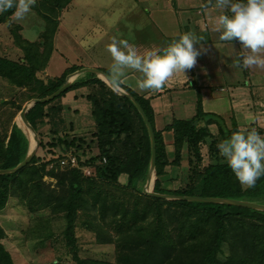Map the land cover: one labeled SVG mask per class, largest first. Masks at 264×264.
<instances>
[{
  "label": "trees",
  "instance_id": "trees-1",
  "mask_svg": "<svg viewBox=\"0 0 264 264\" xmlns=\"http://www.w3.org/2000/svg\"><path fill=\"white\" fill-rule=\"evenodd\" d=\"M71 1L36 0L32 13L41 19L37 39L25 38L19 24L10 30L22 54L19 59L0 56V78L21 98L17 102L12 98L0 102V107L10 104L15 109L0 112V170L15 167L28 151V137L13 120L22 104L52 94L68 74L80 69L73 65L59 76H37L53 51L59 15ZM14 11L0 13V25L12 21ZM99 70L108 77L107 70ZM85 75L53 99L34 103L22 120L37 133L38 147H44L39 125L46 119L62 120L58 115H63V107L57 100L70 90L86 86L89 91L85 97L94 122L90 136L77 133L73 120L67 122L68 126L63 120V134L47 142L46 156L34 150L24 167L14 173H0V211L13 198L29 213V225L22 231L24 239H36V244L51 243L49 223L62 216V254L71 264H264V211L232 204L164 199L143 192L150 140L142 116L123 93L95 73ZM118 85L135 98L153 128L155 174L151 191L264 205V176L255 187L244 188L219 154L217 144L238 130L236 124L229 129L221 117L204 112L198 97L194 116L174 118L164 127L172 132L171 148L167 149L161 130L154 126L149 100ZM209 125L216 126L215 133ZM257 130L264 136V128ZM202 145L207 147L206 160L202 158ZM68 153L75 156L77 167H61L60 160ZM84 168L89 169V174L83 172ZM180 170L184 174L179 176ZM45 177L54 183L45 181ZM176 178H181L177 188L165 186ZM78 226L93 235L95 244L111 245L112 258L80 255ZM5 237L0 226V264H17L13 252L2 242Z\"/></svg>",
  "mask_w": 264,
  "mask_h": 264
},
{
  "label": "crops",
  "instance_id": "crops-1",
  "mask_svg": "<svg viewBox=\"0 0 264 264\" xmlns=\"http://www.w3.org/2000/svg\"><path fill=\"white\" fill-rule=\"evenodd\" d=\"M137 1L138 0L132 1V4L136 2L134 5H125V13L122 14L121 18H126V20H128L127 18H129L131 12L133 13L135 10ZM143 1L145 0H140L138 2ZM148 1L151 2V6L147 8V6L143 4L141 6V10L145 13V15H148L149 18L155 20H157V18L159 19V21L157 20L158 26L156 25L152 29L148 28V25H146L144 22L140 23V25H136V31H134L135 27L131 28L129 25L128 28L126 27L127 32L125 31V34L122 36L124 24H126V22L123 21L125 19H123L122 26L120 27L121 29H117L119 33L109 32V29L112 26L110 27L109 25L106 26L103 24L105 28L98 27L94 33L95 39H91L88 42V39H86L87 33L78 36V29L75 27L76 24H64V28L68 33H70V31L67 27L70 28L74 26L72 37L77 43H74V50H70V47L66 44L65 37L59 34L60 30L63 32L62 20L64 17V12H69L68 7L69 4H71L70 2L59 15L58 26L53 39V51L46 67L51 65L56 67L57 65L61 64L59 69L60 73L57 74V76H59L65 68L73 65L79 67L80 69L87 67L97 69L103 68L109 72L112 59L107 51V46H104V43H111L113 38L118 40L125 39L130 44L136 46L141 52L146 48L166 46L173 38L178 37L179 34L184 32H195L198 36H203L205 38V41L203 42L204 48H206L205 46H207V44L210 42V39L214 41L213 38L217 34H214L215 25H213V7L206 8L203 12L183 14L184 10H189V8H198V10H200V8H182L180 5H176L177 0H164V2L162 0ZM85 5L86 4L82 5V2L78 1V4H76L78 9L77 13L74 12L76 8L73 6V18L83 15L82 12L84 11L83 7H85ZM98 5L99 4L96 5V8H98ZM114 8L115 6H109L108 11H113ZM158 11L160 15L156 16ZM163 12H167L168 14L165 16ZM169 17H174L173 24L166 22ZM127 22H129V20ZM210 25L212 29L208 34V30L205 29H207ZM164 26H166L167 30H165ZM102 31H104V33H101ZM106 31L108 32V35ZM208 35L210 36V39ZM67 36L71 37L70 34H67ZM106 36V39L110 40V42L105 41L104 37ZM223 43H227L230 45V47L224 51H221L219 55L216 54L218 52L216 50L213 51L207 49L206 52H202V54L198 57L197 65L190 71H187L185 73L186 76L183 74H176L168 82H166V84L159 91L140 92L135 86V80L139 74L131 71L126 77L127 83L122 84L137 95L149 100L154 115V126L157 130H161L167 149L171 148L172 132L165 130L164 127L175 118L173 107L179 106L181 111L187 110L186 112L192 113L196 111L195 109L197 106L198 97H200L202 110L204 112L213 113L221 117L225 123V126L229 129L233 124L237 125V129L249 126L264 128V100L262 99L261 95H258V92L256 91L257 88L259 89L264 83V74L261 75V78L253 79L255 75L253 74L251 77V72L253 71L251 68H240L241 72L244 74L243 79H234L233 76L236 74L234 68L227 69L225 66L226 63L234 62L235 56L237 57L241 44L238 40H234L232 43ZM79 47L82 51L81 56L73 53L75 48ZM197 47H199V45H197ZM91 49L92 51H90ZM65 52L70 54V56L65 55ZM60 59L63 61L61 62ZM216 67H218V72L221 71L220 74L222 73V79H224V83H227V77H229L231 79L230 83L232 85L229 83L230 85L227 87L226 84H223L221 81L215 79L216 77H219L218 74H214ZM45 71H47V68H45ZM85 72L78 74V77L85 78ZM45 75L48 74L45 73ZM106 78L110 80L109 75ZM224 86L227 87V94L223 95L222 92H225L226 89ZM193 88L195 89L194 94H192ZM88 91L89 89L86 86L79 87L75 90L66 92L60 99L57 100V104L62 105L63 107V115L68 113L75 114L74 119L76 126H74V129L77 133L84 135L86 138H88L90 133H92L94 130V122L90 115V103L85 97ZM225 103H227V105ZM221 105L227 106V111L219 109L218 107ZM194 114L195 113L191 114L190 117L194 116ZM249 114L255 118V121L251 124H249V122L245 119V117ZM235 115H241L242 119H239V123H236L233 120L235 119ZM210 126L211 125H209V128ZM212 126H214V131H216V126ZM203 146L204 145H202V147Z\"/></svg>",
  "mask_w": 264,
  "mask_h": 264
},
{
  "label": "rangeland",
  "instance_id": "rangeland-1",
  "mask_svg": "<svg viewBox=\"0 0 264 264\" xmlns=\"http://www.w3.org/2000/svg\"><path fill=\"white\" fill-rule=\"evenodd\" d=\"M78 1L82 2V5L86 4L84 8V11L82 12V16H77V18H73V11L74 8L73 6L76 8V10L74 12L77 13V7L76 4H78ZM132 1L135 0H73L71 2V4H69L68 7V13L67 11L64 12V17L62 20V24H63V32L60 30L59 34L63 35L66 39V44L70 47V50H74V43H76V41L73 40L72 34H73V30H74V26L72 27H67L68 30L70 31V33H68L65 28H64V24L66 23H71V24H76L75 27H77L78 29V36H81L85 33L86 34V39H88V42L91 39H95L94 37V33L96 31V29L98 27L100 28H105L103 26H112L109 29V32H116L119 33V31L117 29H121L120 27L122 26V20L126 22V24H124V31L122 33V36L125 34L126 31V27L128 28V26L130 25L131 28L135 27V30H137V24L140 25V23L144 22L146 25H148V28H153L156 25L158 26V21L159 19L157 18V20L155 19H151L148 17V15H145V13L141 10V6L144 4L147 6V8H149L151 6V2L148 0H145L143 2H138L140 0L137 1L135 10L133 11V13L131 12L129 18H127L129 20V22H127L128 20H126V18H121L122 14L125 13V8H126V4L128 5H134L132 4ZM164 2V0H162ZM208 3V0H177L176 1V5H180V7L188 9V7H199L200 10H198V8H189V10H184L183 14L185 13H196V12H203L204 9H206L204 7V5H206ZM98 5V8H96V5ZM109 6H115L113 11H108ZM209 8V7H208ZM62 12V11H61ZM212 13L214 14L213 16V25H215L216 22V18L218 16V12L213 8ZM163 14L166 16L168 13L167 12H163ZM72 15V16H71ZM160 13L158 11V13H156V16H159ZM178 15V14H177ZM170 18V19H169ZM166 22L169 24H173L174 21V17H169ZM180 18V17H179ZM151 19V20H150ZM111 23H110V21ZM40 21L41 19H39L38 16H36V14L34 13H30L27 18L20 22L17 23L14 19V17L12 16V21H6L3 24L0 25V56H4V57H8L11 59H19L21 57V51L20 49L16 46V44L13 42V36L10 32L11 28L17 26V24H19L21 26V34L27 38V39H36L38 38L39 35V31H40ZM59 21V18H58ZM113 24V25H112ZM117 25V27H116ZM172 26V25H171ZM165 30H167L166 26ZM157 28V27H156ZM154 28V29H156ZM174 29V28H173ZM211 25L205 29L208 30V34L211 31ZM127 32V31H126ZM101 33H104V31H102ZM107 35L108 32L106 31ZM174 33V32H172ZM38 34V35H37ZM67 34H70L71 37H68ZM217 34L213 39L214 41H212L210 39L209 36V43L207 44L206 49H210L213 51H218L216 54H220L221 51H224L226 49H228L230 47V45H228L227 43H223L222 41L219 40L218 38V33H214ZM118 36V35H116ZM106 37H104L105 41L110 42V40L106 39ZM122 38V37H121ZM205 40V38H204ZM207 40V39H206ZM77 44V43H76ZM108 44L104 43V46H107ZM241 48V46H240ZM92 51V49L90 50ZM98 51V49H97ZM95 52V50H94ZM66 53V52H65ZM73 53L78 54L79 56H81L82 51L79 48H75V51ZM96 53V52H95ZM59 55V54H58ZM57 55V56H58ZM65 55L70 56V54L66 53ZM53 59V58H52ZM236 59V56H235ZM61 62L63 61L62 59H60ZM53 61V60H52ZM56 61V60H55ZM76 61V59H75ZM54 62V61H53ZM215 62V61H214ZM47 65V64H46ZM61 67L60 65H57L56 67L51 65L49 67H45L47 68V71H45V69L43 70V72L41 73H37V76L40 78L43 77H52L53 75L59 74V69ZM218 67L215 68L214 70V74L217 75L219 77H216L215 79H217L218 81H221L223 84H226V86L228 87V85H230V81L231 79L229 77H227V83H224V79H222V73L220 74V72H218ZM225 68L227 69H231L234 68V71L236 72V74L233 76L234 79H238L241 78L243 79L244 74L241 72L240 68H237L234 66V63H226ZM58 69V70H57ZM101 70H104L103 68H99ZM217 69V70H216ZM253 71L251 72V77L254 74L255 76L253 77V79H257V78H261V75L264 74V68H259V67H254L251 68ZM57 70V72H56ZM48 74V75H45ZM88 74V73H87ZM89 75V74H88ZM96 75V74H95ZM77 77H72L71 78V83L78 78V75H76ZM97 76V75H96ZM221 76V78H220ZM250 76V75H249ZM249 79V78H248ZM218 83V82H217ZM216 83V84H217ZM230 83V84H229ZM232 85V84H231ZM224 86V87H226ZM11 86L2 78H0V102H5L4 100H6V98L10 99H14L16 102L20 101L19 98H21L20 93H15V92H11L10 88ZM227 87L225 89V92H222V94H227ZM20 90V89H19ZM258 95H261L262 99L264 100V83L262 84V86L257 90ZM195 93V89L193 88V92L192 94ZM190 97V96H188ZM29 101H26L22 104V108H24L27 103ZM226 102V99H225ZM227 105V103H225ZM50 105V104H49ZM48 105V106H49ZM219 109H223L224 111H227L228 107L227 106H220L218 107ZM0 112L2 111H15V109L10 105V104H3L0 107ZM173 111L175 113V118H188L190 117L191 114L195 113L194 112H186L187 110H183L181 111L179 106H174L173 107ZM17 115V114H16ZM16 115L14 116L13 120L15 119ZM75 114L73 113H68L66 115H58V118H63L62 120H58L57 118H55L54 120H51L50 122H48V119H46L44 121L43 124L39 125V134L40 137L42 139V141L45 143V146L43 147H36L35 150H37L38 154L41 156H46L45 151L48 150L47 146V142H50L51 139H54V137L57 136H61L63 134V130L61 128L62 126V121L64 120V125L68 126V121L69 120H73V122H75L74 119ZM239 119H242L241 115H235V119H233L236 123H239ZM211 130L213 133H215L216 131L214 126H210ZM78 136V135H77ZM30 138V137H29ZM30 141V139H29ZM31 142V141H30ZM201 154H202V158L203 160H206V157L208 155L207 153V147L204 145L201 148ZM185 157V156H184ZM182 165L185 168L186 162L183 159L182 161ZM170 168H167L168 172ZM184 174V172H182V170H180L179 172V176L180 174ZM45 181L47 182H51L52 184L54 183V180L51 178H44ZM181 178H176L175 180H170L168 181L165 185L166 187L169 188H177L181 181ZM29 225V213L27 211V209L20 205L16 199L11 198L7 205L4 207V209L2 211H0V226L5 230L6 233V237L2 240L4 246L10 250L11 252H13V256H14V260L17 264H71L69 263V261H67L64 257V255L62 254V252L65 250L63 247V241L60 237V231H62L63 227H64V219L62 216L59 217H55L53 219H51V222L49 223L50 225V230L51 232H53V238H52V242L50 243H46V244H36L38 243V240H32V241H26L24 239V236L22 234V231ZM76 236H78L79 239V247H80V255L82 256H91V257H103V258H108L111 259L112 255L111 253H113V247L111 245H104V246H99L97 244L94 243V237L93 235L88 232L87 229L84 228V226H78L76 228ZM55 240V241H53ZM53 243L54 247L52 248L51 244ZM59 257H62V259H59Z\"/></svg>",
  "mask_w": 264,
  "mask_h": 264
},
{
  "label": "clouds",
  "instance_id": "clouds-1",
  "mask_svg": "<svg viewBox=\"0 0 264 264\" xmlns=\"http://www.w3.org/2000/svg\"><path fill=\"white\" fill-rule=\"evenodd\" d=\"M36 0H0V13L15 9V21H24ZM219 14L214 31L222 42L238 40L241 48L234 60L237 68H264V0H208ZM204 37L184 32L163 47L146 48L142 52L125 39L113 38L107 45L112 63L109 79L126 84L128 73L135 72V86L140 92L159 91L173 76L190 71L197 65L204 48ZM199 45V47H197ZM186 76V75H185ZM249 124L255 121L250 114ZM221 157L244 188L255 187L264 176V136L254 126L231 133L217 144Z\"/></svg>",
  "mask_w": 264,
  "mask_h": 264
},
{
  "label": "water",
  "instance_id": "water-1",
  "mask_svg": "<svg viewBox=\"0 0 264 264\" xmlns=\"http://www.w3.org/2000/svg\"><path fill=\"white\" fill-rule=\"evenodd\" d=\"M85 71L95 73L98 78H100L101 80L108 83L110 86H112L116 90L123 93L132 102H134L135 106L137 107L139 113L142 116V119H143V121L146 125V128H147V131L149 134V140H150L149 168H148V176L146 179V183H145L144 188H143L144 193H146L148 195L155 196V197L164 198V199H180V200H189V201H203V202H210V203L232 204V205L249 207V208H252V209H255L258 211H264V205L254 203V202L244 201V200L231 199V198H220V197L170 195V194H160V193H156V192L151 191V185H152V181H153L154 174H155V137H154L153 128L151 126V123L149 122L146 114L144 113V111L141 108V106L139 105V103L135 100V98L126 89H124L120 85L108 80L100 72L99 69L92 68V67L81 68V69H78V70L68 74L65 77L64 83L56 91H54L52 94H50L46 97L34 98V99L29 100L27 105L17 113V115L14 119L15 120L14 122L27 135L28 140L30 139L31 142L29 141L28 151H27L24 159L19 164H17L15 167H13L11 169H1L0 173H14L17 170L24 167L30 161L31 156H32V152L38 146L39 140L37 137V133L33 130V128L29 124H27L26 122H24L22 120L23 115L29 110V108L34 103H37V102L43 103V102L49 101V100L53 99L54 97H56L57 95H59L71 83L70 81H71L72 77L74 78L76 75L80 74L81 72H85Z\"/></svg>",
  "mask_w": 264,
  "mask_h": 264
},
{
  "label": "built area",
  "instance_id": "built-area-1",
  "mask_svg": "<svg viewBox=\"0 0 264 264\" xmlns=\"http://www.w3.org/2000/svg\"><path fill=\"white\" fill-rule=\"evenodd\" d=\"M61 167L69 166V167H77V161L74 155H71L70 153L66 154L61 160H60ZM83 172L85 174H89V169L84 168Z\"/></svg>",
  "mask_w": 264,
  "mask_h": 264
}]
</instances>
